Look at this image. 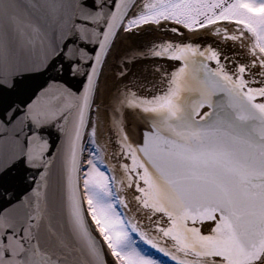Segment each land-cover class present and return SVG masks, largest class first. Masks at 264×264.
I'll use <instances>...</instances> for the list:
<instances>
[{"label": "snow or ice", "instance_id": "6c2138e0", "mask_svg": "<svg viewBox=\"0 0 264 264\" xmlns=\"http://www.w3.org/2000/svg\"><path fill=\"white\" fill-rule=\"evenodd\" d=\"M0 264H264V0H0Z\"/></svg>", "mask_w": 264, "mask_h": 264}, {"label": "bare ground", "instance_id": "6f19581e", "mask_svg": "<svg viewBox=\"0 0 264 264\" xmlns=\"http://www.w3.org/2000/svg\"><path fill=\"white\" fill-rule=\"evenodd\" d=\"M124 43L125 45H127L128 40H125ZM152 64L153 62L151 63V65ZM106 73L108 74V79L106 80V82L102 81L101 93H100V96L98 97V103H101V104H104L105 101L108 100L109 94L113 90V84L115 83L110 78L111 76L110 70H106ZM134 75L135 73L132 72V75H130L127 80L123 81V83L128 84L130 87H133L134 89L142 91V89H140V85H141L140 79L139 77L135 78ZM133 77L135 78L136 82L134 81ZM130 79H133V80H130ZM144 80L146 81L147 79H144ZM99 117L100 119L98 120V135H99L101 142L106 146L107 152L109 153V151H111V156H112V144H111L112 133L109 128L108 114L104 111V109H102L100 110Z\"/></svg>", "mask_w": 264, "mask_h": 264}, {"label": "rangeland", "instance_id": "374dc122", "mask_svg": "<svg viewBox=\"0 0 264 264\" xmlns=\"http://www.w3.org/2000/svg\"><path fill=\"white\" fill-rule=\"evenodd\" d=\"M132 72L135 73V75H134L135 78H138L139 77L140 84H142V83L145 82L144 79H147V81L154 80V77L152 76V68L149 71V63L146 62V61L145 62L144 61L137 62L133 66ZM135 78H134V81L136 82ZM130 80H133V79H130ZM101 109H102V107H101ZM97 141H98V143L102 144L101 143V140L99 138V135H97ZM106 151H107V149H106ZM103 154L105 156V152ZM108 157L110 158L111 162L113 164H115L114 163V160L112 159V156H111V152L110 151H109V153L107 152V155L105 157V160H106V158L108 159ZM106 162H107V160H106ZM128 199L131 200V193H128ZM129 206H130V208H132V214H135V207L132 204H130ZM146 215H147L146 213H141L140 217H137V218L138 219H142V222H143V225L145 227V230L146 231H149V233L152 234V232H151V225H150L149 221L145 218Z\"/></svg>", "mask_w": 264, "mask_h": 264}, {"label": "flooded vegetation", "instance_id": "af4514ba", "mask_svg": "<svg viewBox=\"0 0 264 264\" xmlns=\"http://www.w3.org/2000/svg\"><path fill=\"white\" fill-rule=\"evenodd\" d=\"M156 36L163 37V33H154V35L151 36V39H153V38L156 37ZM245 52H246V49L243 50V53H245Z\"/></svg>", "mask_w": 264, "mask_h": 264}]
</instances>
